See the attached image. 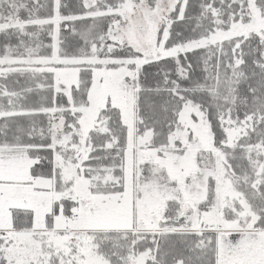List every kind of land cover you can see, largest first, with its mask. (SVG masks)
I'll use <instances>...</instances> for the list:
<instances>
[{"label":"snow or ice","instance_id":"6c2138e0","mask_svg":"<svg viewBox=\"0 0 264 264\" xmlns=\"http://www.w3.org/2000/svg\"><path fill=\"white\" fill-rule=\"evenodd\" d=\"M0 264H264V0H0Z\"/></svg>","mask_w":264,"mask_h":264}]
</instances>
